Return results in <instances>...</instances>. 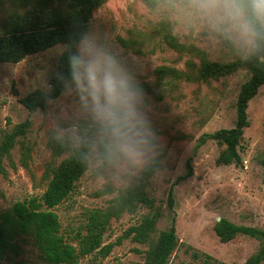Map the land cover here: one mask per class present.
Returning a JSON list of instances; mask_svg holds the SVG:
<instances>
[{
    "label": "rangeland",
    "instance_id": "obj_1",
    "mask_svg": "<svg viewBox=\"0 0 264 264\" xmlns=\"http://www.w3.org/2000/svg\"><path fill=\"white\" fill-rule=\"evenodd\" d=\"M256 1L264 27V0ZM31 8L0 0V37L15 32ZM259 49L249 14L236 0H107L92 12L77 47L75 77L45 109L31 111L25 101L34 92L51 93L66 45L0 62V146L16 135L0 172V215L40 197L61 161L87 147L89 170L53 211L76 248L78 234L85 236L91 216L101 212L108 220L102 246L112 249L105 258L82 256L78 264H146L150 246L122 238L150 211L134 198L140 184L161 214L152 241L175 225L181 245L170 264H202L204 254L244 264L263 242L239 235L222 243L214 228L224 218L264 230V87L249 103L241 161L222 165L226 147L209 136L235 127L238 95L251 74L240 68L205 78L201 70L205 62L244 60ZM161 69L179 77L161 76ZM158 158V170L143 181L144 169ZM117 199L136 212L123 210ZM20 244L18 264H44L30 238Z\"/></svg>",
    "mask_w": 264,
    "mask_h": 264
},
{
    "label": "trees",
    "instance_id": "obj_2",
    "mask_svg": "<svg viewBox=\"0 0 264 264\" xmlns=\"http://www.w3.org/2000/svg\"><path fill=\"white\" fill-rule=\"evenodd\" d=\"M23 7L30 8L15 23V32L0 37V62H19L26 56L49 49L56 44H65L67 50L60 61V72L51 81V93L34 92L26 98V107L31 111L45 109L48 100L59 97L66 86L73 80L78 68L77 47L88 31V22L92 12L107 0H17ZM249 14L251 29L260 45L258 52L247 59L219 64L205 62L201 75L205 78H219L232 74L240 68L247 69L251 77L246 82L237 99V122L231 129H222L209 137L226 149L221 153L218 163L222 165L239 164L241 161L240 143L244 131L250 126L248 119L249 103L257 96L259 89L264 87V27L258 16L256 0H236ZM57 5H65L67 11H60ZM21 27V30H18ZM126 48H132L133 42L123 40ZM161 76L174 75L176 71L159 70ZM25 126V125H22ZM16 135H11L0 146V172L4 171L3 158L9 152ZM89 149L81 147L61 161L54 171L45 192L40 197H32L15 203L12 208L0 215V264H18L21 255L23 238H30L44 264H78L79 258L92 253L107 257L112 245H103V236L108 227L106 216L97 212L90 218L87 234H78L79 248L66 242L61 234L58 215L53 211L63 204L76 190L80 179L89 170ZM160 158L145 168L143 181L150 179L158 170ZM138 205L150 211L143 215L139 224L129 228L122 238H130L140 244H148L146 264H170L175 250L180 247L175 225L168 231L160 232L156 242L152 235L157 232L160 211L156 208V200L150 198L138 186L134 196ZM122 209L130 210V203L124 199L115 201ZM173 199L170 197V205ZM222 243H228L239 235L248 236L262 241L260 249L244 264H264V230L250 226H238L222 218L214 228ZM189 250L191 248H188ZM202 264H228L214 260L204 254ZM202 254L193 251V258L201 259ZM193 264V263H182Z\"/></svg>",
    "mask_w": 264,
    "mask_h": 264
}]
</instances>
